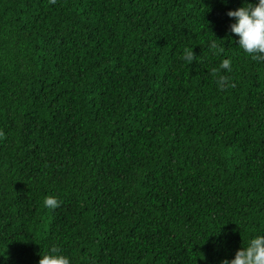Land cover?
Segmentation results:
<instances>
[{"label": "trees", "instance_id": "16d2710c", "mask_svg": "<svg viewBox=\"0 0 264 264\" xmlns=\"http://www.w3.org/2000/svg\"><path fill=\"white\" fill-rule=\"evenodd\" d=\"M242 3L0 0V264L52 246L220 264L264 230V59L230 33Z\"/></svg>", "mask_w": 264, "mask_h": 264}, {"label": "clouds", "instance_id": "9594fccd", "mask_svg": "<svg viewBox=\"0 0 264 264\" xmlns=\"http://www.w3.org/2000/svg\"><path fill=\"white\" fill-rule=\"evenodd\" d=\"M54 3L55 0H52ZM227 4L228 0H223ZM234 18L230 25V33L238 36V45L253 60L264 59V0H243L240 7L227 12ZM231 38V36L229 37ZM216 47L215 44L212 45ZM194 52H185L186 61H194ZM220 68L231 71V61L222 60ZM221 88L225 85L223 77L218 81ZM60 201L49 195L44 199V206L49 209L59 207ZM39 264H72L68 255L63 254L59 247L52 246L43 254L40 253ZM220 264H264V230L255 233L246 245L241 246L232 259H223Z\"/></svg>", "mask_w": 264, "mask_h": 264}]
</instances>
